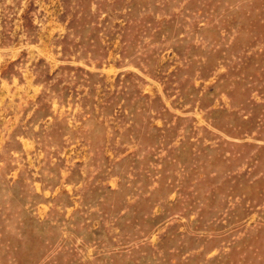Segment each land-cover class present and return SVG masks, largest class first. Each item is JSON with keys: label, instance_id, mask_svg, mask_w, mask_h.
<instances>
[{"label": "rangeland", "instance_id": "rangeland-1", "mask_svg": "<svg viewBox=\"0 0 264 264\" xmlns=\"http://www.w3.org/2000/svg\"><path fill=\"white\" fill-rule=\"evenodd\" d=\"M0 264H264V0H0Z\"/></svg>", "mask_w": 264, "mask_h": 264}]
</instances>
